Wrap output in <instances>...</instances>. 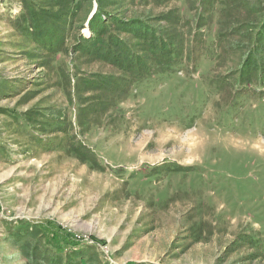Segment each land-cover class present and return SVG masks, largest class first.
Here are the masks:
<instances>
[{
    "label": "rangeland",
    "instance_id": "1",
    "mask_svg": "<svg viewBox=\"0 0 264 264\" xmlns=\"http://www.w3.org/2000/svg\"><path fill=\"white\" fill-rule=\"evenodd\" d=\"M213 1L0 0V264H264V0Z\"/></svg>",
    "mask_w": 264,
    "mask_h": 264
},
{
    "label": "trees",
    "instance_id": "2",
    "mask_svg": "<svg viewBox=\"0 0 264 264\" xmlns=\"http://www.w3.org/2000/svg\"><path fill=\"white\" fill-rule=\"evenodd\" d=\"M221 3L222 2L217 0L213 1L212 12H217V10L221 11ZM115 21L120 27L125 29L126 32H129L131 30L130 27H133L132 31H134V35L136 34L134 38L140 37L148 44L142 45L140 50L129 48L126 46L127 40L123 43H120L121 40L116 34L109 35L106 40L104 39V34L107 32L105 26L107 21L103 23L101 19H93L90 26L92 30V36L85 38L84 42L89 44L88 47L91 51H95V49L98 50V55L101 58L113 59L115 63H121L127 67L137 65L139 69L137 73L140 75L145 72L141 69H143V66H148L146 62L148 60L165 58L168 60V62L165 64L172 65L174 63L171 61L180 56L182 49L180 48V45H178L179 42L175 39V37H171L170 41H164L161 36L155 34V32H153L150 27L141 21H135L127 24L118 20ZM134 25H136V28H134ZM118 30L121 29L118 28ZM129 38L132 39V36L130 35L127 37V39Z\"/></svg>",
    "mask_w": 264,
    "mask_h": 264
}]
</instances>
